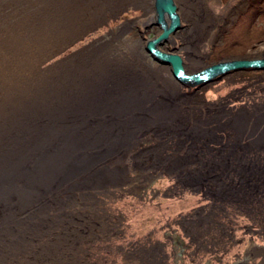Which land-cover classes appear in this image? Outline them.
<instances>
[{
    "label": "rangeland",
    "instance_id": "obj_1",
    "mask_svg": "<svg viewBox=\"0 0 264 264\" xmlns=\"http://www.w3.org/2000/svg\"><path fill=\"white\" fill-rule=\"evenodd\" d=\"M110 2L0 0V96L18 91L21 81L12 77L23 72L29 71L28 82L44 85L49 80L59 88L67 80L63 76L71 79L77 71L75 81L85 82L84 71L96 64H104L114 77L122 72L140 78L148 70L156 79H174L171 66L151 56L152 45L157 53L181 58L180 92L192 99L203 95L196 106L225 118L200 125L194 141L185 133L189 140L180 154L194 159L192 142L207 144L200 147L208 158L205 165L197 160L168 166L171 160L164 155L139 164L134 153L152 155L153 147L161 149L165 141L163 154L173 156L169 145L178 140L162 137L171 125H145L147 133L124 153L129 158L117 159L121 182L111 176L100 190L88 192L103 216H92L89 222L79 217L74 224L57 222L48 210L47 234L60 231L57 237L63 239L65 233L71 235L60 249L64 264H264V0H194L197 8L190 14L181 0H171L173 15L160 13L158 0H127L121 7ZM94 13L98 19L92 18ZM78 25L83 28L73 43L59 37V49L43 54L42 26L54 36L62 33L60 27L76 30ZM207 30L215 31L211 42ZM34 56L41 57L38 63ZM192 57L197 58L195 65ZM77 95L88 96L83 91ZM108 161L106 167L117 168ZM229 176L235 181H227ZM67 211L62 212L66 219L71 216ZM29 254L14 255L3 264H25Z\"/></svg>",
    "mask_w": 264,
    "mask_h": 264
},
{
    "label": "bare ground",
    "instance_id": "obj_2",
    "mask_svg": "<svg viewBox=\"0 0 264 264\" xmlns=\"http://www.w3.org/2000/svg\"><path fill=\"white\" fill-rule=\"evenodd\" d=\"M111 1L119 7L127 3V0ZM181 1L187 14L196 10L194 0ZM113 2H110L111 7L114 6ZM92 18L98 19L96 14ZM60 28L62 33L52 36L54 31L42 26L43 40L40 45L44 55L59 49L58 44L62 42L59 37L65 39L67 45L73 43L80 32L78 29L83 27L78 25L76 30ZM207 31L208 42H211L215 31ZM34 57V62L38 63L41 57ZM192 58L191 63L195 65L197 58ZM21 59L26 63L24 55ZM104 66L96 64L88 67L87 72L84 71L82 75V80H85L82 81L83 84L80 80L78 83L75 81L80 75H77L78 71L73 72V80L62 75L67 80L59 88L49 80L47 83L44 80V85L28 82L30 74L26 71L19 78L12 77L14 81H21V87L16 93L13 92L8 97L0 96V264L9 261L14 255L23 257L29 252L31 254L25 264H64V254L60 249L64 240L71 235L69 232L65 233L63 239L57 237L62 233L60 231L47 234L45 224L49 221L48 214L57 216V222L67 220L74 224V219L79 217L88 221L92 216H103L95 208V201L88 192L90 189L100 190L111 176L117 177L121 182V169L118 168L117 159L123 156L129 158L130 154L124 153L138 136L147 133L145 125H171V129L166 128L167 130L161 132L164 135L162 137L178 140L169 145L170 149H174L173 156L163 154L164 147H168L165 141L161 142L165 145L161 149L160 146L153 147L152 155L134 153V160L139 164L142 162L147 165V160L151 161L152 157L162 159L163 155L171 160L167 163L168 166L192 164L197 160L204 165L207 163L203 160L208 158L200 149H204L207 144L202 143L199 146V141L195 144L192 142L200 149L197 151L194 148L193 151L192 145L190 151L194 159H190L191 154L190 157L180 154L189 140L185 133L190 134L194 141L192 138L201 134L198 129L200 125H209L211 119L219 122L225 118L219 113L210 114L209 108L202 110L196 106L203 95H195V99H192L190 95L180 92L177 82L179 80L175 76L174 79L163 81L158 77L154 78L153 73L147 70L140 78L135 74L129 78L122 72L114 77ZM4 69L12 73L11 67ZM8 78L12 82L11 77ZM9 88L6 87V91ZM79 91L86 92L88 96L79 97ZM59 94H63V97L59 98ZM183 97L187 100L191 98L192 102L188 103ZM134 111L141 112L137 115ZM234 121L237 122L235 118ZM89 125L96 127L92 131H83ZM204 130L208 132L209 129ZM130 150L131 148L129 152ZM109 159L112 160V166L117 168L105 166ZM237 177L242 180L241 175ZM228 178L229 182L235 181L233 176ZM242 181L238 187L244 184ZM48 210L52 212L49 213ZM63 210L71 213L68 219L63 215ZM58 226L57 229H61ZM41 235L44 236L43 239ZM50 235L52 238L55 235V239L47 243ZM70 239L72 240L69 238V241ZM33 243L39 244L35 247H24V244L27 246ZM165 249L167 250L166 247Z\"/></svg>",
    "mask_w": 264,
    "mask_h": 264
},
{
    "label": "water",
    "instance_id": "obj_3",
    "mask_svg": "<svg viewBox=\"0 0 264 264\" xmlns=\"http://www.w3.org/2000/svg\"><path fill=\"white\" fill-rule=\"evenodd\" d=\"M158 1H159V10H160V13L163 12V11H165V12L169 13L170 15H173L175 8L172 5L171 0H166V1L158 0ZM175 25L172 27L171 30H173L175 28ZM163 36H165V33L163 34ZM152 48H153L152 45H150L148 47L149 52H151L153 54V56L157 60H159L161 62H164L166 64H170L171 67H172L173 75L176 78L184 77L182 60H181V58L178 55H175V54L165 55V54L157 53V51L153 50ZM159 54H161V55L159 56Z\"/></svg>",
    "mask_w": 264,
    "mask_h": 264
},
{
    "label": "flooded vegetation",
    "instance_id": "obj_4",
    "mask_svg": "<svg viewBox=\"0 0 264 264\" xmlns=\"http://www.w3.org/2000/svg\"><path fill=\"white\" fill-rule=\"evenodd\" d=\"M175 230L177 229L176 227L174 228ZM203 256V255H202Z\"/></svg>",
    "mask_w": 264,
    "mask_h": 264
}]
</instances>
